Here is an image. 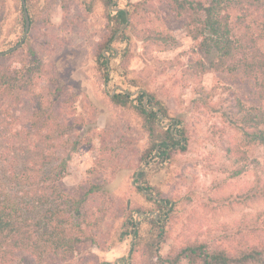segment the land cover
Wrapping results in <instances>:
<instances>
[{
    "label": "rangeland",
    "instance_id": "1",
    "mask_svg": "<svg viewBox=\"0 0 264 264\" xmlns=\"http://www.w3.org/2000/svg\"><path fill=\"white\" fill-rule=\"evenodd\" d=\"M25 1L32 20L30 32L7 65L13 71L23 69L31 78L34 64L43 62L55 70L57 82L76 95V115L69 120L79 118L84 124L80 133L84 138L91 136L93 144L71 153L63 187L69 196L89 179L102 188L83 205V225L93 241L82 236L73 259L50 257L38 263L17 257L11 264H158L145 247L150 224L141 219L143 213L135 215L142 236L136 252L130 254L133 236L118 240L123 221L120 208L140 204L149 218L159 216L157 205L136 190L145 182L155 188L154 201L159 193L171 201L172 211L164 218L163 256L196 242L232 250L253 244L255 238L264 241V199L245 202L251 190L254 193L258 183L263 184L264 147H241L248 154L245 164L227 159L224 150L230 143L241 144V130L247 122L238 102L246 107L263 105L254 80L240 72L198 75L195 63L189 61L191 55L209 65L216 51L210 57L202 53L187 36L185 21L163 0ZM115 8L130 12L129 23L107 43L111 34L108 18L115 16ZM254 21L264 50V24L261 18ZM124 30L127 34L120 38ZM24 32L22 0H0V51L16 46ZM100 53L108 60V69L100 65ZM35 83L36 93L45 91L44 79ZM27 90L21 97L24 107L30 106ZM122 90L132 94L135 105L140 93H154L168 112V118L160 120L162 127L184 130L187 151L175 152L166 161L153 157L144 162L148 135L142 119L132 107L117 106L111 100ZM17 93L18 89L0 91V99L7 103L18 98ZM104 145L107 152L103 156ZM141 168L146 172L144 181L136 179ZM167 208L165 203L164 211Z\"/></svg>",
    "mask_w": 264,
    "mask_h": 264
},
{
    "label": "trees",
    "instance_id": "2",
    "mask_svg": "<svg viewBox=\"0 0 264 264\" xmlns=\"http://www.w3.org/2000/svg\"><path fill=\"white\" fill-rule=\"evenodd\" d=\"M163 1L178 19L185 21L187 36L197 43L202 53L210 57L211 51H216L217 55L213 56L216 58L209 65L191 55L189 61L195 63L198 75L211 71L240 72L254 80L263 105L246 107L238 102L237 107L247 122L241 130V144L234 142L224 148L227 159L245 164L248 154L241 147H264V50L259 46L261 38L254 21L261 18L264 24V0ZM111 2L113 0H107L106 4ZM127 13L130 15L128 11L120 10L115 16H109L111 34L107 43L127 23ZM126 34L127 30H124L119 37ZM171 40L174 43L175 39ZM15 53L0 57V91L9 93L18 89V98L9 99L7 103L0 99V264H11L17 257L31 258L38 263L50 257L69 261L80 250L82 236L85 241H93L86 234L82 211L83 205H88L89 200L101 192L102 184L89 179L69 196L62 181L71 153L92 145L93 138H84L80 133L84 124L79 118L69 120L70 116L76 115L77 97L57 82L55 70L43 62H35L31 70L34 76L29 78L23 74V69L13 71L7 65ZM128 53L127 49L124 56ZM99 63L108 69V60L103 53L99 54ZM36 79L46 81L44 92L36 93L33 89ZM25 89H30L27 92L30 103H25L30 106L26 107L21 100ZM145 97L148 108L159 106V111L154 108L149 112L144 106ZM12 100L16 101L11 104ZM111 100L117 106L132 107L142 119L148 135L142 157L144 162L153 157L166 161L175 152L187 151L189 141L184 130L173 132V125L162 127L158 112L163 118H168V112L154 93H140L136 97L138 105L133 104L131 93H117ZM106 147L103 146V156ZM145 177L146 172H140L139 179L144 181ZM136 190L154 202L160 212L158 218H149L140 204L120 208L123 221L118 240L134 237L131 255L142 245L135 215L143 213L141 219L150 224V237L145 240V247L158 264H181L183 261L189 264H264V241L259 242L256 238L253 244L233 246L232 250L226 246L211 249L208 244L196 242L163 256L161 251L167 238L164 218L172 211L169 208L171 201L160 193L159 199L154 201L155 188L146 182ZM259 199H264V181L262 186L258 183L254 193L251 190L245 202ZM165 203L167 211H164Z\"/></svg>",
    "mask_w": 264,
    "mask_h": 264
},
{
    "label": "water",
    "instance_id": "3",
    "mask_svg": "<svg viewBox=\"0 0 264 264\" xmlns=\"http://www.w3.org/2000/svg\"><path fill=\"white\" fill-rule=\"evenodd\" d=\"M22 2H23V12H24V19H25V32H24V35H23L21 41H20L16 46H14V47H12V48H10V49H8V50H5V51H0V57L5 56V55H8V54H10V53H12V52H14V51L20 49V48L24 45V43H25V41H26V39H27V37H28L29 31H30V27H31V20H30V15H29V12H28L27 6H26V1H25V0H22ZM115 10L118 12V11H120V10H124V9L115 8ZM125 12H127V11L125 10ZM127 18H128V21H127V23L124 25V27L127 26L128 23H129V15H128V13H127ZM122 91H123L124 93L130 94L129 91H126V90H122ZM137 93H138V92H135V93H133V94L136 95ZM147 101H148V98L145 97V100H144V106H145L146 108H148V103H147ZM154 107H156L157 111H159V106H151V107L148 108L147 110H148L149 112H151V111L154 109ZM158 115H159V119L161 120V119L163 118V116H162L159 112H158ZM174 130H175V128L173 127V130H172V131L174 132ZM179 138H180V137H179ZM146 166H147V163H146L145 167H146ZM143 170H144V168H141V169L136 173V179L139 177L140 172H142ZM140 214H141V213H140ZM141 215H143V214H141ZM138 219H139V216H138Z\"/></svg>",
    "mask_w": 264,
    "mask_h": 264
}]
</instances>
